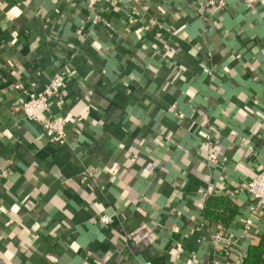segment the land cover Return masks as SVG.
Instances as JSON below:
<instances>
[{"label":"crops","instance_id":"1","mask_svg":"<svg viewBox=\"0 0 264 264\" xmlns=\"http://www.w3.org/2000/svg\"><path fill=\"white\" fill-rule=\"evenodd\" d=\"M139 1L91 26L81 0H0V264H241L264 237L235 190L264 168V14ZM57 73L59 147L12 89Z\"/></svg>","mask_w":264,"mask_h":264},{"label":"built area","instance_id":"2","mask_svg":"<svg viewBox=\"0 0 264 264\" xmlns=\"http://www.w3.org/2000/svg\"><path fill=\"white\" fill-rule=\"evenodd\" d=\"M84 3L85 9L91 13L92 17L89 20L91 26L98 24H105V21L101 18L99 9L101 6L118 5L119 2H126L128 4L139 6V0H81ZM200 5L203 7H217L223 8V0H201ZM248 5H255L264 14V0H244ZM77 34L81 33V30L76 31ZM65 76L57 73L50 78L47 83L38 92L26 93L21 89V86L16 83L12 85V89L18 91L23 100L19 106L21 116L29 122H32L40 128V131L46 137L49 144L59 147L65 144L67 137L66 123L61 117H51L49 114V102L58 96L59 91L64 87ZM251 151V149H248ZM208 161L213 160L212 155H208ZM142 169L148 173H153L156 167L153 163H146ZM6 175V172H2L1 176ZM235 190L244 191L252 201V205L249 207L250 211H257L260 214L261 220L264 222V168L260 169L255 175L247 180L238 183ZM199 200L195 206L197 209L203 208V201L206 197V192L199 190ZM112 219V216L100 215L98 222L101 224H108ZM250 227V221L244 223V232L248 231ZM230 235H224L219 233H213L209 235V241L212 244L220 243L224 246L230 244Z\"/></svg>","mask_w":264,"mask_h":264},{"label":"trees","instance_id":"3","mask_svg":"<svg viewBox=\"0 0 264 264\" xmlns=\"http://www.w3.org/2000/svg\"><path fill=\"white\" fill-rule=\"evenodd\" d=\"M241 264H264V237L246 249Z\"/></svg>","mask_w":264,"mask_h":264}]
</instances>
